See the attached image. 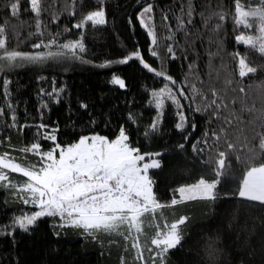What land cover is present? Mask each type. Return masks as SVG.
<instances>
[{
    "label": "trees",
    "instance_id": "1",
    "mask_svg": "<svg viewBox=\"0 0 264 264\" xmlns=\"http://www.w3.org/2000/svg\"><path fill=\"white\" fill-rule=\"evenodd\" d=\"M12 2L14 0H0V25L7 27L9 48L24 52L44 50L34 49L32 45L41 39L47 42L51 38L50 33H59L61 43L78 39L82 30L73 25L99 6L97 0H75L74 4L73 0H44L48 9L40 16L44 35L38 36L35 35L36 17L30 10V0H19L17 16L11 15ZM149 3L153 5L154 23L161 37L159 58L150 55V38L137 19ZM192 3L195 11L192 23L188 24V0H105L106 25L97 28L88 25L83 30L87 47L85 58L91 60V64L65 69L55 63L25 65L0 73V108L5 109L4 115L0 116V153L8 152L17 158L16 162L37 163L39 167L38 158L32 153L18 151L29 145L37 132L35 127L20 131L23 124L44 123L50 126L41 131L58 128V142L62 145L75 142L79 135L93 133L114 139L123 127L130 144L138 147L141 153H162L156 157L161 167L149 170V176L154 181L153 190L157 198L169 204L174 196L179 198L175 191L178 187L197 182L201 177L209 181L217 179L214 173L217 151L200 143L198 147L205 150L197 152L193 151L192 145L204 139L212 143L211 130L219 133L224 126L227 138L239 150L240 160L235 159L234 153L228 154L230 166L220 177L219 198L215 202L191 201L163 210L169 222L180 216L190 218L183 226L182 244L169 251L166 264H264V206L238 197L243 173L252 163V153L243 145L248 143L252 146L258 142L257 134L262 131L259 122H248L253 118L247 113H239L244 123L226 125L223 119H212L209 123L211 113L193 112L188 107L191 101L182 100L185 115L190 122H195L196 130L189 127L181 132L175 128L178 117L169 102L158 131L146 137L144 133L150 131L151 122L158 115L149 103L151 92L162 86L161 78L147 72L135 60L128 64L113 63L109 68L97 66L104 61H117L138 47L146 62L157 69L163 67L178 84L185 86L186 94L191 93L187 87L191 83L205 92L209 86H214L229 102V109L222 110L221 117H227L233 107L239 112L242 104L264 108V88L258 87L260 82H264V68L258 67L256 74L240 80L236 71L237 61L231 55L237 51L241 54L247 52L252 66L264 65V57L235 41L237 35L249 34V31L234 25V0H192ZM70 11H75V15H70ZM219 11L227 13L226 20L219 21L213 17L205 27L204 18ZM54 13L59 16L55 21ZM165 15L168 16L167 21L163 20ZM178 16L185 21L187 34L176 31ZM218 23L223 27L217 35L209 29ZM170 30L176 33L171 41L168 40ZM209 37L215 43L210 44ZM168 44L173 46L177 59L170 58ZM217 52L218 55L210 58L209 53ZM193 63L198 80L189 73V65ZM210 71L211 76L208 75ZM216 73H219L218 80ZM113 75L124 79L126 87L122 89L112 84ZM5 79L10 81L7 99L2 87ZM228 79L233 81L231 86L225 83ZM53 87L64 89L59 103L41 93L42 89L45 93L51 92ZM240 87L245 88L246 96L238 91ZM233 99L237 101L235 106L230 103ZM9 101L17 117L16 127L9 126L13 123L12 111L6 107ZM45 103L48 107L42 108ZM81 104H87V109ZM130 116L135 117V122L129 119ZM205 132L209 133L207 138ZM188 133L186 141L184 136ZM40 143L42 150H50L53 146L51 141L41 140ZM181 143L185 145L183 149L178 147ZM217 148L228 153L223 136ZM257 155L264 158V154ZM209 159L211 163L203 162ZM260 162L261 159L255 161L256 164ZM9 176L17 184L24 181L18 174L9 173ZM38 210L24 204L9 187H0V264H121L122 259L124 264H140L135 259L136 251L131 247V241L126 242L120 236L99 234L93 239L82 230L60 228L59 218L53 217L38 219L26 232L12 226L15 217ZM153 229L145 227L146 235L140 238L141 244L150 246ZM144 255L147 264H152L151 254L145 250Z\"/></svg>",
    "mask_w": 264,
    "mask_h": 264
},
{
    "label": "snow or ice",
    "instance_id": "2",
    "mask_svg": "<svg viewBox=\"0 0 264 264\" xmlns=\"http://www.w3.org/2000/svg\"><path fill=\"white\" fill-rule=\"evenodd\" d=\"M97 2L99 6L96 10L89 11L73 25L74 28L82 30L78 39L61 43L59 42V33L55 35L50 33L51 38L47 42L41 39L40 42L32 45L34 49H46V51L24 52L9 48L7 27L0 25V73L25 65H44L50 61L57 63L76 61L91 64L92 61L85 58L87 47L84 42L83 30L88 25L97 28L107 23L105 0H97ZM74 3L75 0H73ZM30 10L36 17L37 32L35 35L43 36L44 31H41L40 16L48 10L44 6V0H30ZM10 11L12 16L18 15L19 0H14L11 3ZM153 11V5L149 3L143 7L137 19L141 28L150 38V55L153 58H159L161 37L154 23ZM194 11L192 0H188L186 11L188 24L192 23ZM69 14L75 15V11H70ZM200 15L203 16V13ZM213 17L219 21H224L227 18V13L219 11L204 18L205 27ZM58 18V14L54 13L53 20ZM176 19L178 22L176 31L187 34L183 18L178 16ZM163 20L167 21L168 16L165 15ZM233 20L235 27L249 31V34L237 35L235 37L236 43L246 46L247 49L257 52L260 57H264V0H245V2L234 0ZM222 27L223 25L218 23L209 31L218 35ZM65 31L69 30L65 29ZM175 35L176 33L170 30L168 40H174ZM209 43H215V41L209 37ZM167 52L171 59L178 58L171 44L167 45ZM216 55L218 52L209 53L210 58ZM231 55L237 61L236 71L240 80L248 78L250 74H256L258 67L264 68V65L252 66L248 62L247 52L241 54L237 51ZM133 60L138 61L143 69L163 81L161 87L151 92L152 99L149 103L154 106L158 115L151 122L150 131L144 133L146 137L158 131L169 102L174 107L178 117L175 128L181 132H185L189 127L192 131L196 130L195 122H190L189 117L185 115V105L182 104V100L191 101L188 107L193 112L211 113L209 123L212 119H223L226 125L244 123L245 121L239 113H247L253 118L248 122H259L262 131L257 134L258 142L252 146L248 143L243 145L252 153V163L243 173L238 197L249 202H258L264 206V158L257 155V153L264 154V108L257 109L255 104L252 107L242 104L239 112L233 107L229 110L227 117H221V111L229 109V102L225 101L214 86H209L208 91L205 92L195 83H191L187 85L191 89V93L190 95L186 94L185 86L178 84L163 67L157 69L146 62L138 47L117 61H104L97 66L109 68L113 63L128 64ZM209 67H211V59ZM195 68V63L190 64L189 73L198 80L199 75L195 72ZM208 75L211 76L212 71ZM216 78L219 79V73H216ZM187 79L186 76L185 80ZM9 83L10 81L5 79L2 85L3 95L6 99L10 96L8 92ZM111 83L122 89L126 87L124 79L118 75H113ZM225 83L231 86L233 81L228 79ZM258 87L264 88V82H260ZM63 91V88L53 87L51 92L45 93L42 89L41 93L54 98L55 102L59 103V96ZM232 91L235 92L237 89H232ZM238 91L246 96L244 87H240ZM230 103L235 106L237 101L233 99ZM6 107L12 111L11 120L13 123L9 126L16 127L17 117L10 101ZM41 107L47 108L48 104H42ZM81 107L87 109L88 105L81 104ZM4 112L5 109L0 108V116L4 115ZM129 119L135 122V117L130 116ZM30 127L37 129L33 141L18 151L23 154L32 153L38 158L39 167H37V163L16 162L17 158L11 157L8 152L0 153V187H9L20 196L24 204H31L39 209L30 214H21L15 217L12 226L26 232L29 230V226L34 225L38 219L53 217L59 218L58 226L60 228L82 230L84 234L93 239L97 238L99 234L120 236L126 242L131 241V247L136 251L135 259L140 264H147L144 255L145 250L151 254L152 264H157V261L159 264H166L169 251L176 249L184 240L183 226L187 224L190 218L180 216L169 222L163 210L191 201L215 202L219 198L220 177L226 174L224 170L230 166L228 154L234 153L235 159L240 160L236 144L227 138V129L221 126L219 133L214 129L211 130L212 143H209L208 139L198 140L192 145V148L193 151L203 152L205 149L198 147L200 143H203L208 149L217 151L214 169L217 179L209 181L201 177L197 182L180 186L175 190L179 198L174 196L169 204H165L157 198L153 190L154 181L149 176V170L161 167V162L156 157L161 156L162 153H141L138 147H133L130 144L129 136L123 127L120 128L119 135L114 139L93 133L79 135L75 142L67 145L58 142V128L41 131L49 129L50 126L44 123L38 125L23 124L20 125V131ZM189 135L190 133L184 136L186 141ZM204 136L207 138L209 133L205 132ZM221 136L224 137L228 153L219 151L217 148ZM41 140L52 142L53 146L50 150H42ZM178 147L183 149L185 145L181 143ZM257 159H261L259 164L255 163ZM203 162L208 164L211 163V160ZM9 173L22 174L26 179L17 184L10 179ZM158 220L163 223L157 222ZM145 227L155 228L154 235L150 238V246L149 244H141L140 241V238L146 235ZM121 264H124L123 259Z\"/></svg>",
    "mask_w": 264,
    "mask_h": 264
},
{
    "label": "rangeland",
    "instance_id": "3",
    "mask_svg": "<svg viewBox=\"0 0 264 264\" xmlns=\"http://www.w3.org/2000/svg\"><path fill=\"white\" fill-rule=\"evenodd\" d=\"M42 51H46V49H44V50H42ZM58 64V65H61L62 66V68L63 69H65V68H72V67H81V66H84V65H86V64H84V63H80V62H76V61H65V62H59V63H57V62H48V63H46V64ZM15 174H18V175H20V176H22V174H19V173H15ZM23 177V176H22ZM24 178V177H23ZM26 178H24V180H25ZM26 205H28V206H33V205H31V204H26ZM38 209V208H37ZM153 231L155 232V228L153 229Z\"/></svg>",
    "mask_w": 264,
    "mask_h": 264
}]
</instances>
